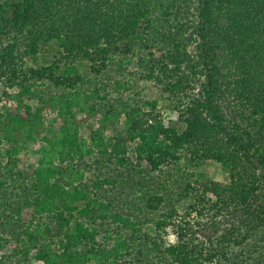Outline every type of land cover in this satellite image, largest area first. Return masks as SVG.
<instances>
[{
    "label": "trees",
    "instance_id": "trees-1",
    "mask_svg": "<svg viewBox=\"0 0 264 264\" xmlns=\"http://www.w3.org/2000/svg\"><path fill=\"white\" fill-rule=\"evenodd\" d=\"M9 24L0 264H264V0H0Z\"/></svg>",
    "mask_w": 264,
    "mask_h": 264
},
{
    "label": "rangeland",
    "instance_id": "rangeland-1",
    "mask_svg": "<svg viewBox=\"0 0 264 264\" xmlns=\"http://www.w3.org/2000/svg\"><path fill=\"white\" fill-rule=\"evenodd\" d=\"M10 27H11V24H9L6 27V31L4 29L3 32H0V54L2 53L1 48H3L7 43L11 42L13 39L14 30H10ZM23 37L24 36H22V37L18 36L17 41L19 43L23 44V42H24ZM22 44L20 47L21 49L24 47ZM21 49L19 51H22ZM42 57L43 56H41V60H42ZM41 60H40V58L34 60L33 58L30 57V55L26 56V58H25V61L27 64H36V63L39 64L42 62ZM0 62H1V55H0ZM84 64L86 65L87 63L85 62ZM3 80L4 79L0 80V104H1L2 100L4 99V96H3L4 90H9V88L6 86L5 81H3ZM158 109L161 112V119L163 120V122L168 123L169 120H171V122L174 123L175 125H177L178 127L183 126L182 123L179 122V120L177 119V114H176L175 110L173 109L172 103L170 101H167L166 99L161 100L159 102ZM81 114H84V113H81ZM80 129H81V132L85 136H89L90 129L88 128L87 123H83L80 126ZM112 130H113L112 128H108V129H106V133H112ZM39 136H42V134H40ZM28 152L31 154L30 150H28ZM24 158H28V157L24 156ZM200 169H202L204 172H207L209 174V177L215 178L218 180L221 179L222 181L225 180L226 175H227L226 170L223 169L221 167V165L219 163H216V162H210L209 164L202 166ZM181 210H183V209H181ZM206 211H204V213H203L204 216H199L198 214L195 213V211H192V213L187 217L190 219H196V220L201 219L202 221L209 220L208 219V213L210 211L209 212L208 211L206 212ZM184 212H186V210L182 211L181 214H183ZM166 230H167V234H165V240L167 242H173L175 240V233H174L173 229L168 227ZM2 253L3 252L0 251V254H2ZM38 263H41V262H38Z\"/></svg>",
    "mask_w": 264,
    "mask_h": 264
}]
</instances>
